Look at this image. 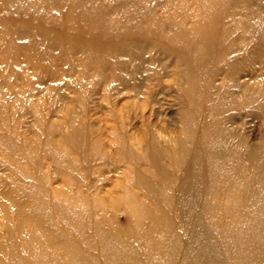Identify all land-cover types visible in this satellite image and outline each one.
<instances>
[{
  "label": "rangeland",
  "instance_id": "rangeland-1",
  "mask_svg": "<svg viewBox=\"0 0 264 264\" xmlns=\"http://www.w3.org/2000/svg\"><path fill=\"white\" fill-rule=\"evenodd\" d=\"M232 40L233 82L208 74ZM263 74L264 0H0V264H238L255 247L236 241V206L254 209L264 177ZM145 78L172 99L159 115L132 99ZM203 123L233 130V175L205 177L179 215L193 158L165 151L205 155Z\"/></svg>",
  "mask_w": 264,
  "mask_h": 264
},
{
  "label": "bare ground",
  "instance_id": "bare-ground-1",
  "mask_svg": "<svg viewBox=\"0 0 264 264\" xmlns=\"http://www.w3.org/2000/svg\"><path fill=\"white\" fill-rule=\"evenodd\" d=\"M251 28L248 29V31H250V33L253 32V27H251ZM226 33H227L226 37L230 38V36L233 34L232 27L230 29L226 30ZM226 45H228V48L224 49V51L221 53V55L217 59L218 67L216 66L215 68L212 67V68L208 69V74H212V73L216 72V74L218 75V74H220L219 72L221 71L222 74L223 73L225 74V77H226L225 79L230 78L229 80H231L233 82V62L231 63L229 61V62H227L229 64L225 63L226 56L229 54L231 55V53H232V51H230L231 53L228 54L230 47L233 46V40L229 44L227 42ZM196 49H197V51L202 50L199 47H197ZM204 55H205V52L201 55L195 56L192 61H194L197 65H199V62L201 60H203L205 62L206 57ZM143 63H144V61H142L141 63H136V67L138 69H141L142 72L143 71L147 72L148 69H144L145 66ZM120 67L126 68L125 63H122V65ZM152 81L153 80H149V79L145 78L142 82H140V85H141V83L142 84L144 83L143 89L145 91H141L140 95H137V93H136L135 95H133L134 97L132 98L134 100V103H136L135 105H137V106L140 105L142 107V113H144L143 115H145V111L147 110V108L149 106L151 108L149 110V112H151L150 115H153V114L159 115V113L161 112L159 109L165 107L167 102L172 100V99H167L169 97L166 98V94H163L164 92L161 93V95H163L164 97H162V98H160V96L158 97L157 92L155 91V88H153ZM146 82H147V84L149 83V85H152V86H145V85H147ZM213 82L215 83L214 80L209 81V85H208L209 92H211V87H213ZM230 88L232 89L233 86ZM119 94H121V93L119 92ZM249 97H250L249 103H250L251 110L253 111V113L258 114L261 117L260 119H264V101L261 100L262 97L264 98V93L263 92L260 94L252 93L249 95ZM141 99H144V100H141ZM221 99H222V97H220L218 100H215V101L217 103H219L221 101ZM175 101H177L176 98H175ZM227 103L221 101L220 105L221 104H227ZM228 104L233 105V101L231 100V102ZM202 127L203 128L201 131L203 134L200 135L199 139L197 140V144L195 146L196 148H193V149L197 150V151H200V149H201L203 152L206 151L205 155L204 154L201 155L200 152L195 153L196 151H191V149L189 150V148L184 146V143H182V147H180L178 149L175 148L171 152H169V150L165 151L167 153L168 157H171V158H175V159L177 158L178 159L181 157V154H182L187 160L186 155L188 153H190V156L193 158L192 163H193L194 167L191 169H187V172H186L188 180H191L193 182L192 186L189 187L190 189L187 190V188H185L184 184L176 186L172 189L173 191L175 190L174 192L173 191L172 192L174 193V195L176 193L175 197H177V199H178V201L175 200V202H176V206H177L176 211L179 215L180 214L183 215V213H184V215H186L188 213L187 211H182L180 209L181 208L180 205L183 203H187V202L189 203L191 201V199L194 198L193 197L195 195L194 192H197L200 188H204L203 183L201 184V182H203L202 180L205 177H206L205 179H207V181H209V183L210 182L214 183L213 181L217 182L218 177H220V179L223 178L224 174L229 173V174L233 175V153L236 154V152H237V151H235V147L233 148V145H234L233 144V130H232L230 136L228 135V137H226L225 134H227V130L223 129L220 126H216L213 123H211V124H209V123L204 124L203 123ZM237 136H240V134H238ZM230 138H232V139H230ZM234 140H235V138H234ZM239 140H237V143ZM235 146H236V143H235ZM237 146H239V145H237ZM149 147H150V145L147 146V148H149ZM243 147H244V145H243ZM179 149H180V151H179ZM260 149H261L260 147L257 148V150L256 151L254 150L255 152L252 154H254V156H256V157L258 155H261L260 158L258 159L257 164H258V166L261 170V173H262V172H264V154H262V151ZM188 150H189V152H188ZM251 151H252V149H251ZM155 153H156V151L153 152V154H155ZM161 157H162V154L158 153L154 156V160L158 161L159 158H161ZM157 168L159 170V165L157 166ZM252 181H253V179L250 180V183ZM229 184L230 185L228 188H226V191L227 190L229 191L231 189L233 190V184L231 183V181L229 182ZM259 184H260V188L257 189L256 185H255V189L252 188V194L250 195V196H252V198H254L255 203H256L254 206V209L251 210V212H250L253 215H251L249 212H247L249 210L246 207L245 208L247 210L245 208L243 209V207H240V204L242 202L241 199L238 198V200H237V202L239 204L236 206V208L238 210H240L239 211V214H240L239 218L241 220H243V222H244L243 223L244 232L239 234V237H236V241L238 244H243V245L245 244L246 245V243H248L247 240H249L248 235L251 234L253 236V239L255 242L254 243L255 247H253L252 250L249 248V245H246L247 251L243 250V253L241 254L242 256H240V259L237 262L238 264H244V263L249 264L248 262H250V264H264V177H263V180ZM146 189L149 191V193H151V195L154 194V196L156 195L157 197H160L159 193L155 192V186L154 185L147 184ZM191 193H193V194L191 195ZM188 194H189V196H188ZM170 196H173V194L172 193H170V195L167 194L166 197H163V198H165L166 200H169L171 198ZM175 197H174V199H175ZM188 197H190V198H188ZM201 200H202V198H201ZM164 211H167V209H164ZM242 211H243V214H241ZM21 212H22V210H21ZM239 221L240 220L237 219V223ZM229 225L233 226V222L230 223ZM46 229H47V231H50L48 227ZM232 239H233V237H232ZM204 247L207 248V252L209 253V254H207V257L209 255H211V253H214L213 249L210 248L208 245H205ZM259 247H261V249H262L259 253H262V254H257ZM130 256H131V254H130ZM247 258H249V260H247ZM129 260H130L129 257H127V259L123 258L122 263L125 264L124 263V261H125L126 264H129L130 263ZM91 261L92 260L89 258L85 259L86 264H88ZM223 261H225V260H222V259L218 260V261H216V264H228V262L225 263ZM228 261H229V259H228ZM207 263H208V261H207ZM191 264H200L198 258H196L195 261L192 262Z\"/></svg>",
  "mask_w": 264,
  "mask_h": 264
}]
</instances>
